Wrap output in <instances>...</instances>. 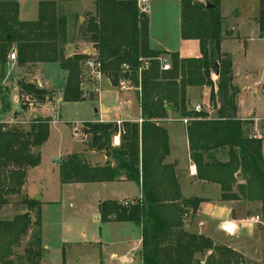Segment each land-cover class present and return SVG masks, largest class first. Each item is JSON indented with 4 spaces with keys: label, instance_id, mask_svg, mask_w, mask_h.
Segmentation results:
<instances>
[{
    "label": "trees",
    "instance_id": "obj_1",
    "mask_svg": "<svg viewBox=\"0 0 264 264\" xmlns=\"http://www.w3.org/2000/svg\"><path fill=\"white\" fill-rule=\"evenodd\" d=\"M179 1L181 37L199 42V58L185 59L178 53L152 50L149 17L140 12L137 0L95 1V14L80 27L79 37L92 45L101 73L114 87L125 83L136 90L141 122L125 121L121 126L115 122L87 123L88 150L104 153L109 160L104 166H92L83 156L88 151L69 155L60 165V181L68 185L125 179L141 188L140 199L127 206L105 201L99 205V212L103 223H131L141 228L142 264H243L242 253L229 244L186 230L187 218L195 216L206 200L184 198L175 166L166 163L170 144L162 122L168 118L170 108L189 120L187 136L197 179L218 186L222 202L257 204L264 228L263 142L249 138L247 124L237 118L239 89L233 85L232 59L221 51V0H205L211 7ZM257 23L259 38L264 39V0L259 1ZM67 43V17L56 2H40L38 19L23 22L17 2L0 1V69L11 52H16L20 68L58 64L67 74L64 103L83 102L86 94L95 99L98 91L94 89L99 82L91 78L86 66L91 57H67ZM164 60H168L167 70L163 69ZM144 63L147 69H142ZM217 71L215 84L212 74ZM204 87L211 88L212 107L220 98L216 118L193 111L190 93ZM18 88L20 98L30 97L40 106L54 97V92L24 78L18 81ZM51 123L50 118L35 119L25 130L17 123L0 122V209L21 195L29 169L40 165L41 155L34 149L48 141ZM117 136L120 143L116 147L113 139ZM224 151L226 160H218L216 154ZM238 177L245 183L238 184ZM23 204L25 212L12 219H0V264H42L46 256L42 205L34 199L24 200ZM34 226L39 234H34L32 244L19 253ZM62 257L66 264L65 250Z\"/></svg>",
    "mask_w": 264,
    "mask_h": 264
},
{
    "label": "rangeland",
    "instance_id": "obj_2",
    "mask_svg": "<svg viewBox=\"0 0 264 264\" xmlns=\"http://www.w3.org/2000/svg\"><path fill=\"white\" fill-rule=\"evenodd\" d=\"M222 1V12L225 16H227L228 13L233 12L235 9H239L242 13V20H249L250 18H253L255 13L259 10L257 0ZM164 5L165 4L162 2H152L150 4L151 10L149 13L150 17L153 18L152 24L155 31L159 25L158 12L162 10ZM173 5L177 6L176 4ZM179 5L180 4H178V6ZM27 6H31L30 0H28ZM178 6L175 12L176 16L177 14H180V6ZM167 10L168 18H171L172 11L169 9V7L166 9V11ZM89 15L90 14H77L76 17H71V26H73V23L78 20V16H83L84 20L86 21ZM78 23L79 22H76L73 26L74 31L72 32V36L74 34L75 37L77 36L76 38L81 41L79 39L78 27L80 25H78ZM247 25H249V23L244 24L245 27H247ZM76 38H74V40L78 42ZM226 50L234 58L235 65L237 68H239L240 73L245 74L249 71L253 72L242 78V83L245 87L251 88L253 86V78L256 75H258L257 80L261 79L260 77L263 75L261 83L264 84V42L252 40L249 42L247 49H244L243 45L240 43H228L226 45ZM6 65L3 67V69H0V122L7 123L9 125L17 123L20 125V127L28 130L29 124L31 123L30 118L32 114L30 111L31 109L38 107V103L27 96L17 98L19 90V88L17 90L18 81L22 78V75L18 73L16 76L14 75L11 77V79L7 82H4L6 78ZM46 77L51 79L52 88L56 93V109L58 112L55 111V113L58 119L55 120L50 118L52 123L50 125V136L48 141L42 147L34 149V153L37 154L40 152L41 163L35 169L33 168L34 170L28 172V177L26 180L28 187H25V190L22 191L20 196L12 198L8 206L0 209V219L8 220L17 214L25 212L27 207L23 204V201L32 200V197L34 196V193L32 192H37L38 194L34 200H36L39 194H42L41 200L48 202L41 208L42 242L44 247L48 250V264H62L63 250L66 252L67 264H89L91 259L98 257V253L100 251L98 246L93 247L92 249V247H88L84 244L88 241H95V237L97 239L100 237V234H98L100 227H97L95 222L92 221V208L94 206L95 194L88 187L85 190H80L72 186H63L60 181V165L70 154L90 151L88 150L90 136L86 134L85 126L87 123H95L93 121L99 120L101 117H103V115H107L109 118H114L118 113L123 114L124 109L135 115L138 112L136 90L126 86L125 90L132 92L136 98L133 96L134 99H131V104H128L127 108H122V106L119 105L120 100L117 91L111 89L108 81L103 79L98 100L88 97L83 102L64 103L60 100L63 89L61 69H59L57 65H51L48 67ZM217 78L218 76L213 73L212 80L214 79L217 81ZM25 81L28 83H34L31 77H26ZM119 88L122 89V87ZM13 91L16 93V96L15 94L12 95ZM256 92L258 93L257 98L252 96L253 92H246V105L244 108L246 112L255 110L257 115L264 119V94L262 93L261 87L256 88ZM11 95L14 102L16 97V105L13 104ZM197 95L198 94L196 93L195 96ZM124 103H126V101ZM4 107H7V110L3 111ZM14 110H16V112H14ZM249 121H252V119H247L242 122L248 124L249 126ZM261 140L264 142V136ZM113 146L117 147V145H115V138L113 139ZM226 155L227 153L225 151L221 152L219 155V160H226ZM83 156L86 157V155ZM216 158L218 159L217 156ZM237 179L238 184H241L240 182L243 180V178L238 177ZM202 184L203 183L200 185ZM200 185L196 186L191 184L190 186V184H187L184 185V188L187 191H195V193L198 194L203 190ZM130 186L132 188V192L124 191V195L130 196L132 194H137V186L135 184H131ZM216 192L218 195L220 194L218 186H216V189L213 190V197L216 196ZM110 193L111 192L106 190H103L101 193L97 192L98 195H101L103 200L111 197ZM39 200L40 199H38V201ZM124 203L125 202H123V204ZM211 204L213 205L215 203ZM231 204L232 206H230V215L232 217L250 218L257 216L258 214L257 204ZM36 212V210L32 212L33 217H36ZM258 217L259 216L255 218L258 219ZM194 219L195 217L190 215L187 218V225H193L195 223ZM100 226L105 225L100 224ZM68 228L73 231L72 235L68 234V232L65 230ZM130 228L136 230L137 227L132 225ZM259 228L260 238L256 245H251L247 241H233L223 235L220 230L217 231V241H220L223 244H229L232 248H235L237 251L241 252L243 256V264H264V228H262V225H259ZM34 234H39V228L36 226L32 228L29 235L23 240L22 246L18 250L19 253L32 244ZM128 235L129 234H102V239L105 244L111 245L112 242H117L118 239L120 241H129V238H127ZM136 236H138V234H131L132 239H134ZM67 243H79L80 245L76 247H68L66 246ZM117 251L118 250L116 248L108 247V250L104 251V256L109 258L111 253Z\"/></svg>",
    "mask_w": 264,
    "mask_h": 264
},
{
    "label": "crops",
    "instance_id": "obj_3",
    "mask_svg": "<svg viewBox=\"0 0 264 264\" xmlns=\"http://www.w3.org/2000/svg\"><path fill=\"white\" fill-rule=\"evenodd\" d=\"M4 1H15L19 4V19L23 22L26 21H36L38 19V8L39 3L43 1H54L56 2L64 11L66 17H67V24H68V43L65 47V53L67 57H72L75 54H86L90 57H94L96 55L95 50L93 49L92 45L84 41L82 38L79 37V39L82 41H79L78 38L75 37L72 32L74 31L73 26L76 22H79L78 29L83 25L85 22L83 16H78V20L73 23L74 25L71 26V17H76V15H82V14H95L96 7H95V1L96 0H30L31 2V8L27 6L28 0H4ZM146 5L148 6V11L146 12L147 16L149 17V44L150 48L154 51H164L167 53H178L181 58H199L201 56L200 54V47L199 42L192 40V41H184L181 37V3L179 0H146ZM176 1V2H175ZM259 1L257 0L258 9H259ZM152 2H159L164 3L162 10L158 12V20L159 25L157 30L155 31L153 29L152 19L150 17V4ZM180 4V14L177 16L175 15L177 6L173 5ZM222 4L223 1L221 0V15L223 18V25H222V42H221V51L223 54H226L231 57L232 59V71H233V85L236 86L239 89V94L237 96V118L241 121L244 120H250V119H263L260 118L257 113L254 111L246 112L244 106L246 105V92H253L252 96L254 98L258 97V93L256 92V88H260L262 90V93L264 94V84L261 83V79L263 78V75L260 77L261 79H258V75H256L253 80L254 84L250 87H245L243 85L242 78L246 76L247 74H251L253 72L249 71L245 74L240 73L239 68L235 65V60L232 57V55L226 50V45L228 43H240L243 45L244 49H247V46L250 41H261L264 42V39L259 38V25L257 23V18L259 14V10L255 13L253 18H250L249 20L245 19L242 20V13L239 9H235L233 12L228 13L227 16L224 15L222 12ZM178 6V7H179ZM169 7L171 12V18H168V10L166 9ZM71 21V22H70ZM249 23L247 27L244 26V24ZM79 31V30H78ZM76 38V40H74ZM81 50V51H80ZM168 62V60H167ZM168 64V63H167ZM51 65H57L58 64H44V65H37L31 68H20L17 67L16 61L8 59L7 68L5 69V80L4 82H7L11 79L14 75L16 76L18 73L22 75V78L31 77L34 83L41 89H46L48 91L54 92V97L51 101L45 103L44 105L38 107H35L31 109V120L33 121L35 119L39 118H53L58 119L56 117V112L58 110L56 109V93L52 88V82L51 79L47 78V72L48 67ZM60 69V67H59ZM62 80H63V88L66 82L67 74L66 72L62 71ZM106 79L111 87V89L117 91L119 95V105L122 106V108H127V105L131 104V99L133 100L136 96L133 95L132 92L120 89L118 87H114L110 80L105 77L104 75L100 78L99 81V91L95 96V99H99L100 94V87L102 80ZM218 79V78H217ZM214 80V79H213ZM216 80H214V83L216 84ZM262 84V85H261ZM45 85V87H44ZM217 87H215L214 91L216 92ZM18 90V87H17ZM198 94L195 96V94ZM16 93L13 91L12 95ZM11 95V100H12ZM134 96V97H133ZM211 88L204 87L199 88L196 90H193L190 93V97L192 99V106H204L205 111L210 119L216 118L218 109L220 107V98L217 97L216 102H214V107H211ZM19 97V90L17 94V98ZM198 97V98H197ZM20 98V97H19ZM123 99V100H122ZM60 100L63 102V89H62V97ZM126 101V103H124ZM13 104L16 105V97L15 102L12 100ZM210 105V109H207L206 106ZM137 106H138V112L134 115L133 113H129L124 109L123 114L118 113L116 117L109 118L107 115H103L99 120L93 121L95 123L101 122V123H109V122H115L116 120H121L122 122L130 121V122H141V111L139 107V102L137 99ZM16 112V110H14ZM124 116H122V115ZM131 114V115H130ZM134 116V117H133ZM61 118V116H60ZM183 119L180 118L178 115L174 113L170 108H168V118L164 120L162 123L165 125V127L168 130L169 134V144H170V155L168 156L166 163L175 166V170L177 172L178 178H179V184L181 188V192L184 198H200L206 200L204 202L195 217V223L193 225H187L186 221V230H189L191 232H200L204 234L205 236H209L213 239H217V231L220 230V232L225 235L227 238L233 240V241H247L251 245H256L259 241V225H262L261 223H258L255 225V227L249 229L248 231H244L237 236H229L227 235L223 229L222 225L227 221H242L246 219H252L255 217L250 218H236L232 217L230 215V206H232L231 203H225L221 201V191L220 194L216 192V196H212L213 190L216 189L215 185H211L208 183H205L203 181H199L197 179V170L196 166L193 164L190 158V148H189V142H188V136H187V125L183 121ZM57 122V121H56ZM248 124L246 125V133L248 131ZM264 144V142H263ZM263 144H262V153L263 152ZM83 152V151H82ZM40 153V152H39ZM81 153V152H79ZM76 153V154H79ZM41 155V154H40ZM72 155V154H70ZM86 155V161L92 165V166H104L108 162V158L105 156L104 153H100L97 151H88L85 153ZM90 155V156H89ZM219 154H216L219 160ZM69 156V155H68ZM221 161V160H220ZM225 161V160H224ZM114 165V163H112ZM35 169V168H34ZM34 169H29L28 172H31ZM28 177V176H27ZM203 183L202 185H200ZM241 184H244L245 181L242 180L240 182ZM131 184H135L129 181H125V179H122L118 182L113 183H92V184H68L63 186H72L76 187L80 190H85L87 187L91 189L95 194V200H94V206L92 208V221L95 222V225L99 228L98 234H100V237L98 239L95 237V241H88L84 244L88 247H99L100 251L98 253V257L95 259H91L89 264H142L141 258H140V251H141V243H142V231L141 228L136 226V230L133 228H130V226L134 225L131 223H118V222H108L103 223L101 221V216L99 212V205L102 202L105 201H115V202H134L141 198V188L136 185L137 187V194H132L130 196L124 195V191L132 192ZM187 184H193L196 186H199L203 189L202 192H199L198 194L195 193V191H187L184 188V185ZM28 187L27 182L25 183V186L23 188V191L25 190V187ZM103 190L111 192V197H108V199L103 200L101 198V195H98L97 192H102ZM220 190V189H219ZM34 193V196L32 199H34L38 194L37 192ZM124 196V197H122ZM42 194H39L37 198H39V202L41 203L42 207L44 204L48 203L47 201L41 200ZM215 203V204H211ZM241 204V203H240ZM41 207V208H42ZM261 217V216H260ZM12 219V218H11ZM100 224H104L105 226H100ZM68 234L72 235L73 231L71 229H65ZM138 234V236L134 237L132 239L131 234ZM102 234H129L127 238H129V241H120L119 239L117 242H112L111 245H107L103 242ZM109 238V237H108ZM121 238V237H118ZM106 239V237H105ZM80 245L79 243H67L66 246L68 247H76ZM106 246V248H105ZM108 247L116 248L118 251L111 253L109 258H106L104 251L108 250ZM45 248V247H44ZM46 250V256L42 262V264H48L47 260V254L48 250ZM66 254V252H65ZM67 257H65V261L67 264ZM86 263V262H85ZM62 264H63V257H62Z\"/></svg>",
    "mask_w": 264,
    "mask_h": 264
},
{
    "label": "built area",
    "instance_id": "obj_4",
    "mask_svg": "<svg viewBox=\"0 0 264 264\" xmlns=\"http://www.w3.org/2000/svg\"><path fill=\"white\" fill-rule=\"evenodd\" d=\"M191 1L199 2V3H202L204 5H207V2L205 0H191ZM137 3H138V8H139L140 12L146 13L148 11L149 8L146 5V3H147L146 0H137ZM9 58L12 61H16V59H17L16 52H12L11 55L9 56ZM86 66L89 70V75L91 76V78H93L94 80L99 82L100 78L103 76V74L101 73L100 65L96 62L95 56L91 57L89 59ZM147 68H148V64L144 63L142 69H147ZM142 69H141V71H142ZM163 69L164 70L169 69L168 64L167 65L163 64ZM126 86L127 85L125 83H122V85H121L122 89H125ZM94 90L96 92L99 91V86H97ZM84 97L88 98L89 96H88V94H86ZM206 108L210 109L211 107H210V105H207ZM193 111L200 113L202 111H205V107L204 106H195V107H193ZM182 121L185 124H188V122H189L188 119H183ZM249 122L250 123H249L248 131H247L246 135L252 139H262L264 136V119L255 118ZM115 123L118 126H121V124L123 122L121 120H116ZM119 143H120V138H119V136H117V137H115V145L118 146ZM128 204H129V202L124 203L125 206H127ZM258 223H261V217L260 216L258 217V219L252 218V219H246V220H242V221H227L222 225V229L227 235L235 237L238 234H240L244 231H248L249 229L255 227V225Z\"/></svg>",
    "mask_w": 264,
    "mask_h": 264
},
{
    "label": "water",
    "instance_id": "obj_5",
    "mask_svg": "<svg viewBox=\"0 0 264 264\" xmlns=\"http://www.w3.org/2000/svg\"><path fill=\"white\" fill-rule=\"evenodd\" d=\"M207 6H208V7H211V5H209L208 3H207ZM167 63H168L167 60H164V61H163V64H164V65H167ZM215 75L218 76V75H219V72H218V71L215 72ZM38 199H39V198H36V201H38Z\"/></svg>",
    "mask_w": 264,
    "mask_h": 264
}]
</instances>
